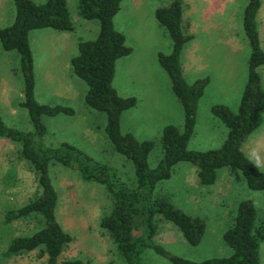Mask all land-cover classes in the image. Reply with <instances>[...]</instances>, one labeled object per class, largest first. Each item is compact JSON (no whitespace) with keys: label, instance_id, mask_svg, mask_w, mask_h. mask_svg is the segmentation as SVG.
I'll return each mask as SVG.
<instances>
[{"label":"rangeland","instance_id":"1","mask_svg":"<svg viewBox=\"0 0 264 264\" xmlns=\"http://www.w3.org/2000/svg\"><path fill=\"white\" fill-rule=\"evenodd\" d=\"M32 1L41 3L44 0ZM169 1L135 0L131 7L129 0H124L123 12L122 10L118 12L114 19L116 26H130L125 28V34L132 33L126 42L135 44L132 43V39L136 42L138 37L147 35L152 38V42L148 44L149 47L159 53L168 54L171 50L170 40L158 24L166 38H162L155 32V26H150L149 16L152 8L165 6ZM225 1V10L220 15L224 17L228 11V18L223 21L222 17L217 25H213L217 21L211 20L208 29H198L194 33V40L202 44H211L214 48L219 41L224 50L223 58L216 62L214 53H209V62L207 60L201 69L193 70L191 73L206 72L214 78H219V81L223 80L225 86L222 90L233 96L241 94L246 81L249 49L247 51V46H242V43L246 41L241 29L242 10L246 0ZM65 2L73 20L74 31L58 36L56 39L52 32L55 30L33 29L28 40L32 58L35 101L45 106L69 107L73 113L71 115L63 113L51 116L41 115L40 120L45 132L40 137L36 135L26 109L18 104L22 90L19 55L13 49L4 50L0 44V119L12 130L33 135L36 142L43 148H57L62 143L73 146L83 155L104 165L108 173L112 174L116 180L129 188L133 187L135 183L133 165L127 158L117 153L107 140L104 133V113L85 105L83 101L86 91L85 83L69 74L67 70V58L77 52L76 40L94 39L98 30L97 21L85 20L77 15V0H65ZM14 12L12 0H0V28L11 24ZM152 19L155 21L153 16ZM139 24L145 29V33L140 35L137 33ZM180 25L182 26L181 22ZM258 32L261 39L263 33L259 25ZM229 37L239 44L238 49H234L235 44H228ZM165 39L168 48H165ZM189 43L185 42L182 50ZM260 48L264 50V40ZM163 49L164 51H160ZM149 53H152V50ZM149 55L146 53L145 57L144 55L141 57L149 60ZM121 60L116 61V72L119 71ZM259 69H264V65ZM134 72L138 76L143 73L139 66L135 67ZM134 83L135 79H132L128 88L133 90ZM114 84L116 86V80ZM136 89L137 86L133 93ZM64 93H66L65 97H63ZM201 96L202 94L199 97ZM146 112L144 110L128 112L129 117L122 119V116L120 123L124 129H127L123 133L131 134L138 141L151 142L146 163L153 169L161 158L159 139L161 130L158 127V119H148L145 116ZM198 112L199 118L193 126V134L186 142V149L208 150L220 147L226 137L227 128L211 112L205 114L201 113V110ZM149 123H152V126ZM88 129H94V134L91 135ZM223 129L226 131L224 135ZM19 147V142L0 137V264H45V255H39L38 249L10 256L4 255L5 248L12 238L30 235L42 226V220L36 215L9 222L3 219L8 210H15L32 200L39 190L33 171L26 161L19 157ZM240 149L253 162L255 161L253 153H256L260 158V166L257 168L264 172V112L261 113L259 126L247 136ZM194 172L195 167L188 162L176 163L171 168L170 177L155 185L153 195L164 198L189 216L201 217L204 220V230L200 241L195 246L187 244L180 231L171 222L158 215L153 216L156 228L151 240L166 251L193 261L226 257L231 250L223 243L221 233L232 223L237 203L250 199L254 204L255 223H257L264 219L263 193L247 188L241 173L228 166L216 170L212 190L210 186L212 184L207 186L194 184ZM48 174L57 192L55 217L61 228L71 237V241L59 254L57 263L77 259L83 264H125L117 254L109 236L99 227V218L109 212L111 205V198L105 186L102 183L85 181L81 179L78 170L55 161L49 163ZM196 189H199L200 193ZM212 195L215 196L214 200L209 198ZM140 231L141 228L134 229L132 233L136 236ZM259 256L261 263L264 264V242L260 244ZM139 258L140 264H172L149 247L141 250Z\"/></svg>","mask_w":264,"mask_h":264},{"label":"trees","instance_id":"2","mask_svg":"<svg viewBox=\"0 0 264 264\" xmlns=\"http://www.w3.org/2000/svg\"><path fill=\"white\" fill-rule=\"evenodd\" d=\"M14 18L11 24L0 28V44L4 50H15L20 59L22 90L19 105L26 109L30 123L39 137L45 132L41 115L73 113L65 106H45L33 96L34 78L28 32L48 28L55 31H72L73 25L65 0H12ZM121 0H77V15L85 20H96L97 34L92 40H77V52L69 60L71 73L86 85L83 96L85 105L104 113V133L113 149L127 158L133 165L135 183L127 187L109 174L104 165L83 155L73 146L62 143L57 148H43L31 134L12 130L0 119V137L20 143L18 154L33 171L38 192L32 200L15 210L4 214V221L36 215L42 226L26 236L12 238L4 251L5 256L21 254L38 249L45 255V264H58L57 258L71 241L55 217L57 192L53 186L48 166L55 161L63 166L78 170L81 179L102 183L111 198L110 210L99 218V227L106 232L115 250L125 264H140L139 255L144 248H151L156 254L172 264H262L259 256L260 244L264 242V219L255 223V208L250 199L237 203L232 223L222 231L221 239L231 253L226 257H213L193 261L176 256L152 242L155 233L153 216L171 222L181 233L187 244L195 246L201 239L204 220L189 216L162 197L153 195L155 185L168 179L171 168L178 162H188L195 167L197 182L201 186L213 184L216 170L231 167L238 170L247 188L259 190L264 197V172L240 149L247 136L261 122L264 112V91L260 85L257 66L264 65V50L259 46L255 15L260 0H246L241 29L250 53L247 61L246 81L240 94L235 112L225 105L210 106L211 114L227 128L222 145L215 149L188 150L186 142L194 125L195 106L207 78L187 83L180 69L179 55L191 35L181 29V4L170 0L165 6L153 11L155 21L166 32L171 45L168 54L158 53L157 61L167 74L171 91L182 109V126L166 124L160 133L161 158L155 168L147 166L146 156L151 147L149 140H136L119 128L122 111L132 107L135 99L121 97L112 87L114 63L126 56L131 49L125 44L124 35L113 27V18L119 10ZM138 221V223H136ZM136 223V224H135ZM141 228L138 235L134 229ZM61 264H83L80 260H64Z\"/></svg>","mask_w":264,"mask_h":264},{"label":"crops","instance_id":"3","mask_svg":"<svg viewBox=\"0 0 264 264\" xmlns=\"http://www.w3.org/2000/svg\"><path fill=\"white\" fill-rule=\"evenodd\" d=\"M134 1L135 0H129L131 7H133L132 2ZM179 1L181 4V24H182L181 27L183 28L182 30L183 32L191 35V39L189 40L190 43L188 41L189 44L183 50H181L179 55L181 74L184 80L188 83H192L193 81L200 78H204V77L207 78V83L204 86L205 88H203L204 90L201 93L202 96L199 97L197 100L196 112L194 118V125H195L199 118L198 111L201 110L202 111L201 113L203 114L208 112L210 113V106L214 104H223L227 106V108L230 111L235 112L240 94L238 95L234 94L233 96H230L227 93H225L224 90H222V88L225 86L223 80L219 81L218 80L219 78H214L211 74H206V72L191 73L193 70L196 71L201 69L203 65L207 63V60L209 62L210 60L209 53H214L216 62H219L223 58L224 50L223 48H221L222 44L219 41L217 43V47L214 48L211 47V44H202L199 43V41L194 40L195 38L194 33L197 32L198 29L200 30L208 29L211 24L209 23V21L211 20L217 21L216 23L213 24V25H217L218 21H220L221 18L223 17L220 15V13H222L225 10L226 1L225 0H179ZM123 2L124 0H121L119 10L117 11V13L120 12L121 10L123 12L122 9ZM155 8H152L151 15L149 16V19L151 20L150 26H155L156 28L155 32H157L162 38H166L164 37L165 36L164 32L161 31L162 29L158 27L157 25L158 23H156V21H153L152 19L153 11ZM122 12L120 14H122ZM225 14L226 15L223 17V21L228 18V11ZM114 18H113L114 29L121 32L124 35L125 44L128 47H130L131 51L128 55L116 59V61L118 59H122V60L119 63L118 72H116L115 70L116 61L114 63V72H113V78L111 84L119 96L121 97L131 96L135 99V104L132 107L121 112L119 116L120 131L122 133L127 131V129H124L121 126L120 122L122 119L129 117L128 112H134V110L147 111L145 116L148 119H158L159 121L158 127L160 130L166 124H173L178 128L181 127L182 109L178 100L175 98V96L171 91V83L167 74L160 67L157 61V54L159 52L153 50L154 48L148 46L149 42H152V38L145 35L143 37H138L136 42H134V40L132 39L131 40L132 43L135 44L127 43L126 40L132 36V33L128 32V34H125L126 33L125 28H128L130 26H126V27L116 26ZM72 21L73 20L71 18V22ZM255 21H256L258 39L259 36H261L258 32V25H259V29L262 28V33H263L261 39L264 40V0H260V4L255 15ZM42 30H44V28ZM32 31L30 30L28 32V37L30 32ZM72 31H74V27ZM72 31H58V32L52 31V32L57 39L58 36L71 33ZM137 33L138 35L145 33V29H143L140 24L137 26ZM261 39H259V43L260 46L262 47ZM225 41L227 43V40ZM228 44H235L234 49L239 48V44L235 43L232 37H229ZM242 46L244 47L247 46V51H248L249 47L247 41L246 43L243 42ZM165 48H168V43L166 39H165ZM164 49L160 51H164ZM150 50H152V53H149ZM146 53H148V55L150 54L149 60L147 58H144ZM248 53H250V50L248 51ZM142 55H144V57H141ZM71 57L72 56H69L67 58V63H68L67 70L70 72L69 74H72L69 64V60ZM248 58H249V54L247 56V61ZM147 62L148 65L146 66ZM136 66H139V68L143 71V73L140 76H138L134 72ZM261 66L262 65L257 66L256 71L260 78L261 88L264 91V69L260 70L259 68ZM246 74H247V70H246ZM132 79H135V83L132 86L133 90H131V88H128V85L130 84V81ZM114 80H116L117 83L116 86L114 84ZM136 86H137L136 92L133 93L135 91ZM214 86L217 88H213ZM236 86H238L237 81H236ZM65 94L66 93L63 94V97H65ZM149 124L152 126V123ZM88 130L91 135L94 134V129H88ZM193 130L194 129H192L190 136L193 134ZM222 133L224 135V133L226 134V131H224L223 129ZM196 183L198 182L194 172V184ZM213 184L210 185L211 190ZM196 190L200 193L199 189ZM209 198L214 200L215 196L212 195L209 196Z\"/></svg>","mask_w":264,"mask_h":264},{"label":"clouds","instance_id":"4","mask_svg":"<svg viewBox=\"0 0 264 264\" xmlns=\"http://www.w3.org/2000/svg\"><path fill=\"white\" fill-rule=\"evenodd\" d=\"M253 156L255 157V164L257 165V167L260 166V158L258 155H256V153H253Z\"/></svg>","mask_w":264,"mask_h":264}]
</instances>
